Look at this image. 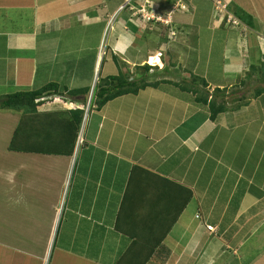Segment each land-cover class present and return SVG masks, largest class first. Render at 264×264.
<instances>
[{"label": "crops", "instance_id": "0c3cea01", "mask_svg": "<svg viewBox=\"0 0 264 264\" xmlns=\"http://www.w3.org/2000/svg\"><path fill=\"white\" fill-rule=\"evenodd\" d=\"M207 1L211 0H193L188 15L206 6ZM224 1L230 4L233 11L240 10L246 17H250L248 21H251L252 25L240 19L243 24L241 29L236 27L227 29L212 18V30L223 29L220 31L223 32V39L221 35L219 36L223 43L221 58L216 57L213 50L215 41L211 40L217 34L213 33L208 41L211 57L203 60L199 46L201 35L197 32L198 40L195 46L197 61L191 62V65L187 63L186 68L189 71L182 74L184 78H189L191 71L196 73L200 69L210 74L213 71H220L231 80L232 76L239 77L240 72L245 71L243 70L245 67L249 71L248 65L252 66L256 62L264 61V0ZM162 2L165 4V1ZM120 3V0H0V96L20 90L26 91L31 87L37 88L53 80L59 82L66 80L69 85L74 81L75 86H78L77 68L63 62H56L53 65V59L48 53V44H46L47 48L44 47V43L39 44L40 37L44 38L52 33V29H56L54 32H58L59 35L63 31L74 33L76 25H79L76 32L80 33L88 25H96L102 19L108 20L119 8ZM17 18L23 25H15ZM119 19L120 27H125L126 31L124 33L121 31L119 35L115 33L116 35L112 37V49L115 55L129 65L140 61L141 53H137L132 48L134 46L132 41L135 39L133 34L139 30L138 26L136 28L133 27V23H128L125 16ZM190 20L193 22L188 16L181 22L186 25L185 21ZM76 38L79 40L83 35ZM53 48L52 56L59 53L66 55L64 50L55 49V44ZM41 49L44 51L43 54ZM253 50L256 52V60L253 58L251 60L250 52ZM222 61L225 63L224 67L219 64ZM202 63H205L203 68H201ZM227 65H237L238 68L233 70ZM127 69L128 66L124 67V70ZM222 73L216 74L217 77H214L216 81H208L204 77L208 82L207 91L210 95L217 87L221 89L227 87L218 75ZM169 77L170 74L167 78L171 80ZM243 80L239 81L236 78V82L231 81L228 85L240 86ZM172 81L180 83L177 79ZM87 82L89 80L86 78L81 85H86ZM160 87L147 88L137 95H124L108 102L100 111H92L90 116L92 122L84 129V143L77 156L80 157L85 150L93 149L99 159L91 161V176L87 175L88 180L82 181L77 187L75 192L79 194L78 197L74 202L71 201L70 205L65 206L62 212L67 215L75 214L78 217L75 229L87 231L86 239L65 241L63 248L90 246L95 258L84 261L78 259L84 258L83 252L61 249L60 251L67 255V259L74 258L69 260L71 263L117 264L126 253L123 264H131L134 260L141 261L147 258L150 248H155L157 242L164 238L154 249L153 255L148 260H144L147 261L146 264L160 263L159 252L164 249L163 247L173 252H168L172 260L168 258L169 262L166 260L168 263L164 264H216L222 256H228V261L232 259L230 256H233L232 261H229L230 264H242L244 255L252 245L249 244L250 240L263 230L264 207L254 211L255 217H246L251 210L250 207L254 208L261 203L260 198L249 191L254 185L252 177L249 178L241 203L238 207H234L231 217L225 218L232 207L233 194L236 193L243 177L241 171L238 172L232 192L229 194L227 191L230 180L221 176L218 181V176L213 175L220 171L221 166L227 171L234 170L231 164L224 163L221 158L213 154L212 146H209L207 141L216 133L220 125L216 126L214 124L216 121L209 119L199 125L195 122L192 124L191 120L187 127L182 128L190 117L194 118L198 112L207 107L196 102L200 97L198 93L193 94L192 91L177 88L175 84H163ZM163 87H173L178 92L173 93ZM52 104L44 105L46 108L41 111L63 109L52 107ZM72 107H75V104ZM243 109L244 107H241L234 111L244 116L241 121L243 123L232 120L229 129L225 130L232 128L236 132L237 124L244 126L246 120L250 118L249 125H251L259 118V130L264 136L262 116H259L258 112L253 114L242 112ZM20 118L21 113L0 110V134L4 132L5 121L12 123L10 130L13 131ZM0 143V159L8 164L18 163L13 170L14 173H18L20 170L18 168L23 165L28 167L24 169L27 170L26 179H33L32 173L35 178L33 181L37 184L38 181L41 182L39 174L37 176L40 172L43 181L44 179L49 181V192L44 195L33 193L28 203L22 202L24 208L29 212L34 207L55 211L61 196L62 198L64 196V185L69 181L71 172L75 173L80 159L75 161L68 156L37 153L18 157L20 153L10 151V142ZM37 155L41 156L35 157ZM221 156L223 157L224 153H221ZM208 163L213 166L212 175L207 178L200 177L201 172L206 171ZM33 165L39 167L38 172L33 170ZM20 172L21 170L19 175ZM3 181L4 178L0 175V196L4 199L13 197L14 192L5 186ZM70 186L71 183L69 190ZM212 186L215 191H211ZM183 188L192 190L193 197L184 211L179 213L180 205L187 196ZM250 195L254 196L255 200L251 201ZM247 199L249 205L245 206ZM21 200L25 201V199ZM2 206L0 207V264H16L15 259L17 264L20 260L25 262L23 254H31L21 250L18 233H15V226L18 225L17 220L21 214L19 208L14 206L15 208L7 209L6 206ZM32 212L36 211L32 210ZM178 213V220L173 223ZM209 218L214 223H211ZM208 224H213L217 228V233L209 232L206 229ZM52 240L53 233L49 246H52ZM51 246L47 248L49 252L52 250ZM5 248L17 252L13 259L8 258L9 253ZM48 250L46 252L42 250V260L45 259L46 262ZM163 252L165 253V250ZM263 255L264 251L256 254L253 264H259Z\"/></svg>", "mask_w": 264, "mask_h": 264}, {"label": "rangeland", "instance_id": "374dc122", "mask_svg": "<svg viewBox=\"0 0 264 264\" xmlns=\"http://www.w3.org/2000/svg\"><path fill=\"white\" fill-rule=\"evenodd\" d=\"M150 3L147 4V8L151 7L150 9H152L151 11H149L147 9V11L149 12V14H155L159 13L162 15H167L169 14V12L171 11V4L170 0H163L165 1V4H163V2L158 1V0H149ZM144 2H146V0H135L134 1V5L136 7V9L133 11L134 13H136L137 15L139 14V5L141 4V6L144 4ZM206 6L204 7H200L198 9H196V11H194V14H190L188 15V13H180L177 12L175 15L176 20L174 19V22L176 24H178L177 26L180 27H184V30L182 32L181 35H177L176 38H170L169 35V28L165 27L162 23L159 22H152V23H148V24H144V28H141L139 32H136L135 34H133L134 38L133 39V49L137 51V53H141L139 55L140 57V61L137 62H132L131 64L128 65V69L132 70L133 72L136 70V66L138 65H144V64H149L152 67H156L157 69L152 71V74H154L153 76L151 75V78L149 79L150 82H155L156 80L162 79L164 77H162L164 75V73L170 74V79L171 80H180L181 85H186V82L188 81L187 79H190L193 75L199 76V78H206L208 81L210 80H215L214 78L215 76L217 77V73H222L220 71H213L211 74L209 72H204V70H198L196 73H189L191 75H189V78H184L182 76L183 73H185V71H189L187 70L186 66L187 63H189V65H191V62L196 60V54H195V49H196V44H197V40H198V33L201 35V42H200V54H202L203 60H206L208 58L211 57V49L209 47V40L210 37H212L213 33H217L215 35L214 38H212L211 41H215V47H214V51H215V56L216 57H220V55H222L223 53V43L222 41H220V30H212V18H214L216 16V11H215V7L213 5V3L211 1H207V3H205ZM123 5V2L120 3L119 8ZM118 8V9H119ZM146 8V6H145ZM101 10V9H100ZM178 10H182L181 8H179ZM235 11V10H234ZM116 12V11H115ZM113 12V14L115 13ZM205 12H208L205 13ZM110 15V18L107 20H103L98 22V27H90L93 25H88L86 27H84L83 30H85V33L87 34V32L90 36L86 41H92L94 42V40H96V33L97 36L101 35L100 33V28L102 26H104V30L102 32V38H101V42L104 41V45H103V50L105 49V54L103 55V57L107 58V62L104 64L103 67V76L104 74L106 76L109 75H117L118 73V69L113 61V57L112 55H114V51L112 49V37L114 35H119L120 32L122 31L123 33L126 31L125 27L121 28L120 27V17L121 19L126 16V18L129 19H133L134 17L132 16V12L130 11H123L122 12V16L119 17V15H117L116 19L113 20V23L111 24V26L109 27V30L107 31V34H105L104 31H106V26L108 24V22L110 21L111 17L113 16ZM126 14V15H125ZM239 14H244V12L240 11ZM191 17V19L193 20L194 24L192 25V21H185L186 25L181 22V20L186 19L187 17ZM174 17V14H173ZM136 20V19H135ZM134 20V21H135ZM211 20L210 23H208V21ZM138 21V20H137ZM180 21V22H179ZM144 22H139V24H143ZM182 24V25H181ZM15 25L17 26H21L23 25L22 21L17 18L16 19V23ZM79 27V25H76L75 27V32L71 33V32H64V33H59L58 32H54L56 29H52V33H50L49 35L45 36L44 38L40 37L39 39V44L42 42V44L44 43V47H46V44H48V53H50L52 59H53V65L60 62H63L66 64L67 59L68 61L70 60V58H66L65 55L63 53H59L56 56H52L53 55V45L55 44V49H68L69 51V56L71 57L73 54H75V49L77 47H79V42L78 39L76 37H82L83 35V31L82 32H76V29ZM243 27V24H240L239 28L241 29ZM123 29V30H120ZM92 30V31H91ZM116 33V34H115ZM85 35V34H84ZM84 38V37H83ZM80 38V39H83ZM86 38V37H85ZM79 39V40H80ZM103 39V41H102ZM204 39V41L207 43V46L205 47V42L202 40ZM223 39V37H222ZM48 41V42H47ZM97 41V40H96ZM47 42V43H46ZM87 43V42H86ZM83 44H81L82 46ZM80 46V47H81ZM47 48V47H46ZM82 48H84V46H82ZM85 48H88L85 46ZM90 50V48H88ZM47 50V49H46ZM42 54L44 53V51H42ZM76 52H81L80 54L78 53L76 55V59H81V60H86V61H92L90 58V53H86L85 50L80 51L79 49L76 50ZM259 52V51H258ZM251 53V60L252 58L254 60H256V52L255 50H253ZM81 54H85L83 55L84 57H80ZM148 54H150V56H147ZM153 56H152V55ZM167 61V63H169V68L166 67V69L163 70V68L166 66V63L164 62L165 60ZM119 57V56H118ZM142 57V59H141ZM157 57L162 65H152L149 63V60L151 58ZM120 58V57H119ZM221 58V57H220ZM219 58V59H220ZM147 59V60H146ZM58 60V61H57ZM121 60V59H120ZM221 62V61H220ZM223 62V61H222ZM261 62V61H260ZM260 62H256V66H260ZM218 64V63H217ZM220 65H222L224 67L225 63H219ZM248 65V63H246ZM201 68H203L205 66V63L201 64ZM226 66V65H225ZM221 68V66H219ZM227 67L232 68L233 70L237 69L238 66H231V65H227ZM248 67H250L248 65ZM53 68H55L53 66ZM186 68V69H185ZM248 68H244L242 71V73L240 72L241 75H238L239 77H231V80L226 77L225 73L222 74H218L219 77L221 79H223V83L227 84V87L230 89L231 92V98H233V95H237L238 93V88L239 86H233L232 85H228L230 84L231 81L236 82V78L237 80L241 81L242 79H247V74H248V70H246ZM199 72V73H198ZM214 73V74H213ZM77 77H79L78 75V71L76 72ZM202 76V77H201ZM225 76V77H224ZM177 77V78H176ZM183 78V79H182ZM42 83V82H41ZM82 83V82H80ZM248 84L251 85H246L244 90L246 89V96L247 98L245 99L246 104L243 106L244 109L242 110V112H246L249 114H253L255 112H258L259 116H262V120L264 121V115H263V110L261 105L259 104V99L257 97H255V93L256 91L260 88L263 87L264 88V83L261 82V78L254 76L253 78H250ZM171 85V84H169ZM73 87H75V83L74 81L70 84V88L72 89ZM215 87V86H214ZM212 87V88H214ZM35 87H31V88H27L28 90L26 91H30L33 90ZM161 88V87H160ZM164 89H167L173 93L178 92V90L176 88L173 89V87H163ZM179 88V87H177ZM181 89V88H180ZM208 89V88H207ZM228 89V90H229ZM155 91V89H152ZM215 90V89H214ZM20 91H24V90H20ZM174 96H176V94H174ZM54 100V99H53ZM231 103V102H230ZM228 104V108L229 110L225 113V114H221L219 116L218 119H216L214 122V124H216V126L220 125L218 127V130L216 131L215 134H213L207 141L209 146H212L213 149V154L217 155V158H221V160H223L224 163L226 164H231L233 167V171L231 172L230 170L227 171V169H224V166L220 167V171H218L216 174L213 175H217V180L219 181V178L221 176H224V179L226 180H230L229 184H228V193L231 194L232 189H233V185L234 182L237 179V175L238 172L241 171V176L243 177L241 179V183L239 184L238 188L239 190L236 191V196L233 199L232 203L233 205L236 204L237 200H239V197L242 195L244 188H246L247 183L249 181V178L252 177L254 179V185L255 187H257L258 189L261 188L264 190V136H262L260 130H259V118H257L254 121V124H250V118H248L246 121L247 123L244 126H238L239 124L236 125V127L238 128V133L235 132V130H233L232 128H230L231 130H225V129H229V127L231 126V121L232 120H236L237 123H240L244 116L241 115L239 112L235 113L234 111H237L239 107H235V103L232 104ZM52 104V103H49ZM55 104V105H54ZM232 107H235V109H233L232 111ZM52 107H57V108H67L64 106L63 102H56L53 103L51 105ZM73 106V105H71ZM76 106V105H75ZM44 106H42L40 108V110H43ZM202 109V108H201ZM203 111L198 112L197 116H194V118L190 117L189 119L192 120V124L193 122H195V124L199 125L200 123H202L204 120L209 119L211 121H213L212 119H210V111L207 107H205V109H202ZM182 113V112H181ZM19 122V121H18ZM92 122V119H90L88 127L90 126ZM243 123V122H241ZM10 124V127H9ZM11 125L12 123H10L9 121H5V128H4V132L2 134L1 132V136H0V142H2L3 144H7V142L11 143V139L14 133V130L11 131ZM18 125V123H17ZM16 125V127H17ZM15 127V128H16ZM87 127V128H88ZM234 128V127H233ZM260 133H257V132ZM235 132V133H234ZM235 135V136H234ZM264 135V134H263ZM262 137V139H261ZM1 144V143H0ZM80 146H83V142L80 143ZM81 149V147H80ZM5 151V150H4ZM80 151V150H79ZM218 153V154H217ZM221 153H224V156H221ZM28 153H20V155L18 157L26 156L27 157ZM41 155H37L35 157H38ZM80 159V160H79ZM79 162L77 163V169L75 170V173L73 175V171L71 172L70 176H69V182L67 184L64 185L63 188V201L65 202V204L62 206L61 205V198L59 201V205L57 207V209H55V211L53 210H49L46 208H41V207H34L32 209H30L31 211L29 212L28 209L24 208L22 202H26L28 203L29 199L33 197V193L39 194V195H44V193H48L49 192V181L47 179H42V175L40 172H38L37 170L39 169V167L37 165H33L32 168L33 170H36L37 176L39 174L40 176V181L36 183H34L33 179L34 175L31 173V180L26 179L25 178V174L27 173V166H23L18 168L21 170L20 175L18 174L20 170H18V173H14L13 170L15 169V167L18 165V163H13V164H8L4 161H2L0 159V175L3 176L4 178V184L7 188H10L12 190V192H14V196L16 198H3L2 196H0V207L2 205L6 206V208H15L14 206L19 208L20 211V217L17 220L18 225L15 226V233H18L20 242H19V246L21 248V250L29 252L24 256L23 259H25L24 261L19 262V264H74L71 263L69 260L70 259H74V258H70L67 259V255H65V253H62L60 250L61 249H67L70 251H74V252H83L84 253V258H78V259H84V261H91V259L94 260L95 255L93 253V249L89 247H80V248H63V245L66 242H71V241H77V239L80 240H84L86 239L85 237V233L87 235V231L85 230H80L77 231L76 228V220L78 217H76L75 214H68L64 213L62 211H64L65 206L70 205L71 201H75L76 197H78V193H76L75 191L77 190V187L81 185L82 181L84 180H88L86 177L87 175H90L92 173H90V164L91 161H95L97 159H99L97 157V153L93 150V149H89V150H85L80 154L79 157ZM75 167V166H74ZM206 171L201 172L200 177H210L212 175L213 172V166L208 163L206 166ZM2 171H6L3 172ZM73 177V178H72ZM72 179V180H71ZM72 181V182H71ZM71 183V188L70 190L68 189L69 185ZM69 190V191H68ZM68 191V192H67ZM211 191H215L214 186L211 187ZM224 195H226V193H224ZM234 195V194H233ZM251 197H249V199L255 200L254 196L250 195ZM17 198H20L17 199ZM21 199H25V201H22ZM261 203L260 205H256L254 208L250 207V212H248V214L246 215L247 218H252L255 217V213L254 211H257L259 208H263L264 207V198L260 197ZM249 200L247 199L245 206L249 205ZM2 206V207H4ZM62 206V207H61ZM63 209V210H62ZM32 210H35L36 212H32ZM264 210V209H263ZM234 211V206H232L230 208V213H233ZM63 213V215H62ZM32 216L34 217V219H32ZM231 217V214L230 216ZM57 218L60 220V229L58 230V240L57 243H55V247L54 250L52 252V250L50 251V254L52 253V259L50 260V256L46 260H42V250L43 252H46L50 246L49 243L51 244V239H52V233H54L53 228L55 227V223ZM35 220V221H33ZM58 220V222H59ZM262 226V225H261ZM89 230V229H88ZM245 233V232H244ZM75 238V239H74ZM252 245L248 248V251L246 253V255H244L243 260L241 261V263L243 264L244 262L247 264H253L255 261V256L256 254H259L261 252L264 251V228L263 230H261V232L259 234H256L249 242V244ZM68 244V243H66ZM248 244V246H249ZM54 243L52 245V249H53ZM164 249L162 251L159 252L160 254V263L158 262V264H164L165 262H169V260H172L171 256H168L169 253H173V252H169L165 247H163ZM7 250V252L9 253V257L8 258H14V256L16 255L17 252H14L12 249H8L5 248ZM165 250V253L163 252ZM169 252V253H168ZM249 252V253H248ZM49 253V250H48ZM33 254V255H32ZM187 254L189 255V253L187 252ZM30 257V258H29ZM76 257V256H75ZM239 257V256H238ZM77 258V257H76ZM169 258V260H168ZM230 258L233 259V256H230ZM229 260L230 262L232 261ZM167 260V261H166ZM228 261V256H222V258L216 263V264H230V262ZM167 262V263H168ZM180 262V261H179ZM178 262V263H179ZM15 263L17 264V260L15 259ZM76 264H78L77 262H75ZM234 264V263H232ZM259 264H264V255L262 257V261L260 260Z\"/></svg>", "mask_w": 264, "mask_h": 264}, {"label": "trees", "instance_id": "16d2710c", "mask_svg": "<svg viewBox=\"0 0 264 264\" xmlns=\"http://www.w3.org/2000/svg\"><path fill=\"white\" fill-rule=\"evenodd\" d=\"M170 2L172 1L170 0ZM239 12L240 10H235L236 16L241 19L244 23L252 25L251 21H248L250 17H246L244 14L241 15L239 14ZM90 27H98V25H93ZM104 27L105 24L100 28L101 35H99V37H95L97 41L94 40V42L90 40L86 41L90 36L88 34L90 32H87L86 34L85 30H83L84 38L78 40L79 44L77 45H79V47L75 49V54H73L71 57L69 56V50L64 49V53L66 54L65 57L70 58L69 61L67 59L66 63L71 64L72 66L74 65L77 68L76 72L78 71L79 75L78 86L76 85L71 89L68 81L66 80L64 82L53 80L50 82H46L44 85L37 87L31 91H20L0 96V110L21 113V118L13 133L11 143L9 145L10 151H15L18 153H37L44 155H62L73 158L78 137L80 135L81 128L83 125L86 110L85 108L88 102L89 94L94 79V72L96 68L97 58L99 55V46L101 43L102 32L104 30ZM219 30L221 31L223 29L221 28ZM64 32L65 31H63L62 33ZM222 33L223 32H220L221 37ZM81 44H83L82 46H84V48H82ZM85 46L90 48V50L88 48H85ZM77 49H79L80 51L85 50L86 53H90V58L92 61L76 59V55L78 53H81H77ZM83 55L85 54H81L80 57H84ZM147 56H150V54H148ZM112 57L118 69V73L117 75L103 76V67L104 64L107 62V58L103 57L101 70L99 72V79L96 83L90 104L89 117L86 123V127L89 124L92 111H100L101 108L108 102L113 101L124 95H137L139 94V92L147 88H158L163 84H175L176 86L180 87L185 91H192L193 94L198 93L200 97L197 98L196 102L201 105H206L210 111L209 118L215 121L219 118L221 114H225L229 110L228 104L230 102V104L235 103V107H239L238 109H240L246 104L245 99L247 98V90H244V88L246 85H251L248 84L250 78H253L254 76L260 77L261 82L264 83V61L260 63V66H250V69L246 76L247 79L241 82L238 88L237 95H233V98H231L230 89L227 87L223 89L217 87L214 92L210 95L209 91H207L208 82L205 80V78H199V76L196 75H193L192 77L190 76V80L187 81L186 85L184 86L179 83H175L172 80H169L167 78L168 76L166 73H164V75L162 76L164 78L156 80L155 82H150L149 79L151 78V75H154L152 74V71L157 69L156 67H152L149 64H144L136 66V70L134 72L130 69L124 70V67H127L128 64L120 60V58L115 54L112 55ZM162 57L164 59V56ZM196 61L197 60L193 62L196 63ZM164 62L166 63V66L163 68V70L166 69V67L169 68L170 65L169 63H167L166 60ZM86 78L87 80H89L90 83L87 82L86 85H81L80 82L84 83ZM255 97L259 99V104L262 107L264 115L263 87H260L256 91ZM56 102H63L64 106L67 108H63L61 110L52 109L49 111L40 110L42 106ZM73 104H75L76 106L72 107L71 105ZM235 107L231 106L232 111L233 109H235ZM190 121V119L187 120L182 125V128L187 127ZM78 158L79 156H77L76 161ZM183 189L187 192V196L185 198L186 200H184L183 203L180 205L179 211L181 212L179 213H182L184 211V209L193 197L192 190L186 188ZM244 191L245 188L243 190V193ZM249 191H251L253 195L259 198H264V190H260V188L258 189L255 186H251ZM243 193L239 197V200H237L235 205H233V203L231 202V206H234L235 208L239 206L243 197ZM235 196L236 194L233 195L231 201H233ZM179 213L175 215L173 223L178 220ZM229 214L231 213L229 212L225 216L226 219H228V217L230 216ZM219 216L220 215H218V217ZM61 219L62 218H60L59 225L57 227L52 252L54 250L55 243H57L58 240L57 235L59 233L58 230L60 229ZM208 220L210 221V218ZM254 221H256V219ZM210 222L214 223L212 220ZM208 225L214 226L213 224ZM213 233H217V230ZM163 239L157 242L155 248H150L147 253V258H144V260H148L153 255L154 249H156V247H158L162 243ZM125 254H123L119 263L117 264H123ZM51 259L52 253L50 256V260ZM144 260H134L131 264H146L147 261L145 262Z\"/></svg>", "mask_w": 264, "mask_h": 264}, {"label": "built area", "instance_id": "2783aa9c", "mask_svg": "<svg viewBox=\"0 0 264 264\" xmlns=\"http://www.w3.org/2000/svg\"><path fill=\"white\" fill-rule=\"evenodd\" d=\"M134 1L135 0H126L125 1V6H127L132 12L136 9L135 5H134ZM173 5L171 7V11L169 12V14H159L156 13L155 14H149V12L147 11V9L149 11H151L152 9H150L151 7L147 8V4L150 3L149 0H146V2H144V4L141 6V4L139 5V14L137 15L136 13L133 12V15L135 16H139L141 18V21H143L144 23L146 22H159L162 23L165 27L169 28V35L170 38H176L177 35H181L184 30V27H180L177 26L178 24H176L174 22V17L173 14L176 13V11H178L179 8H181V11H188L189 10V4L192 0H171ZM214 6H215V10L217 12H219L220 14H222L223 16H228V21L236 26L240 24V21L232 14L229 13L228 10V5L223 1V0H213ZM125 6H123L122 8H124ZM146 6V8H145ZM122 8L120 10H122ZM111 24L113 23V17L111 19ZM110 24V25H111ZM208 229L210 231H215V227L212 225L208 226Z\"/></svg>", "mask_w": 264, "mask_h": 264}, {"label": "clouds", "instance_id": "9594fccd", "mask_svg": "<svg viewBox=\"0 0 264 264\" xmlns=\"http://www.w3.org/2000/svg\"><path fill=\"white\" fill-rule=\"evenodd\" d=\"M125 1L126 0H122L121 1V3L123 2V5L119 8V9H117L116 10V12L113 14V20H115L116 19V17H117V15H119V17L120 16H122L121 14H122V12L124 11H131L127 6H125ZM158 1H160L161 2V0H158ZM193 1V0H192ZM191 1V2H192ZM212 1V3H213V0H211ZM224 1V0H223ZM191 2L190 3H188L189 4V10L188 11H181V10H178L177 12H180V13H189L190 11H191ZM225 2V1H224ZM227 5H228V10H229V13L230 14H232V15H234L235 17H236V14H235V12L233 11V9L230 7V4H228L227 2H225ZM169 4H171V7H172V5H173V3L172 2H170ZM213 5H214V3H213ZM123 6H125L124 8H122ZM170 7V8H171ZM215 7V6H214ZM122 8V10H120ZM232 9V10H231ZM216 11V10H215ZM132 12V11H131ZM176 12V13H177ZM175 13V14H176ZM174 14V19L176 20V18H175V15ZM126 15V14H125ZM132 16L134 17L133 19H129V18H126V20H128V23L129 22H131V23H133V26H135L136 28H137V26H138V30L140 31V29L141 28H144V26L146 25V24H148V23H152V21L151 22H146V23H143V24H139V22H142L141 21V18L139 17V16H135V15H133V12H132ZM112 17H111V19H112ZM126 17V16H125ZM215 18V20H217V21H219V23H220V26H222V27H227V29H230L231 27H236V28H239V26H240V24H242V22H241V20L240 19H238L237 17V19L240 21V24L239 25H236V26H234V25H232L229 21H228V16H223L222 14H220L219 12H217L216 11V16L214 17ZM111 19H110V21L108 22V24H107V26H106V31H104L105 32V34H107V31L109 30V27L111 26L110 24V22H111ZM136 19V20H135ZM135 20V21H134ZM138 20V21H137ZM177 21V20H176ZM145 24V25H144ZM182 25V24H181ZM127 29V28H126ZM240 29V28H239ZM102 41H103V39H102ZM103 45H104V41L103 42H101L100 43V46H99V54H105L106 52H105V49L103 50ZM99 61V55H98V58H97V62ZM102 61H103V59H102ZM97 62H96V67H97ZM101 64H102V62H101ZM100 70H101V67H100ZM100 70H99V72H100ZM95 72H96V68H95ZM95 72H94V79H95ZM94 79H93V83H94ZM98 79H99V74H98ZM98 79H97V81H98ZM97 83V82H96ZM92 86H93V84H92ZM91 89H92V87H91ZM90 96H91V91H90V94H89V98H90ZM92 96H93V94H92ZM89 98H88V102H89ZM91 100H92V97H91ZM88 102H87V105H86V110H85V112L88 110V117H89V110H90V105L88 104ZM90 104H91V101H90ZM85 116V115H84ZM88 117H87V120H88ZM87 120H86V122L84 123V126H83V129L81 128V132H80V135H79V137H78V141H77V144H76V147H77V152L75 153L74 152V156H73V159H75V161H76V158H77V155H78V152H79V150H80V147H82V146H80V143H84V140H83V133H84V129H85V127H86V123H87ZM75 150H76V148H75ZM74 166H75V164H74ZM69 182V181H68ZM68 182H67V184H68ZM64 197V196H63ZM65 204V202L63 201V198H62V201H61V205L63 206ZM61 206V207H62ZM63 210V209H62ZM197 217H199V216H197ZM59 220V219H58ZM58 225H59V222H57V225H56V228H55V232H54V236H53V240H52V243H54V239H55V236H56V232H57V227H58ZM208 226L209 225H206V229L209 231V232H216V230H217V228L215 227V231H210L209 229H208ZM53 245V244H52ZM51 248H52V246H51ZM49 256H51V254H50V252H49V254H48V258H49ZM47 258V259H48Z\"/></svg>", "mask_w": 264, "mask_h": 264}, {"label": "water", "instance_id": "95a60500", "mask_svg": "<svg viewBox=\"0 0 264 264\" xmlns=\"http://www.w3.org/2000/svg\"><path fill=\"white\" fill-rule=\"evenodd\" d=\"M102 59H103V54H99V61L97 62V67H96V72H95V79H94V83H93V86H92V89H91V96H90L89 102H88L89 105H90L91 97H92V94L94 92V89H95V86H96V82H97V79H98V74H99V70H100V67H101ZM87 117H88V110L85 112L82 129H83L84 123L87 120ZM76 152H77V147H76L75 153Z\"/></svg>", "mask_w": 264, "mask_h": 264}, {"label": "bare ground", "instance_id": "6f19581e", "mask_svg": "<svg viewBox=\"0 0 264 264\" xmlns=\"http://www.w3.org/2000/svg\"><path fill=\"white\" fill-rule=\"evenodd\" d=\"M153 56V55H152ZM149 63L150 64H152V65H162V63H161V61L157 58V57H154V58H151L150 60H149ZM56 222H58V220L56 221ZM56 225H57V223H56ZM56 228V227H55ZM54 232H55V229H54ZM53 236H54V233H53Z\"/></svg>", "mask_w": 264, "mask_h": 264}]
</instances>
